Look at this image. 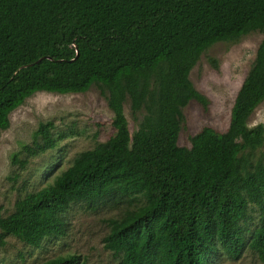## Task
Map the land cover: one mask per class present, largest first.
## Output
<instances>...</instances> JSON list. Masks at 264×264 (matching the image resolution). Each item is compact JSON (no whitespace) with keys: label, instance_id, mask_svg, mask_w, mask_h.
I'll return each instance as SVG.
<instances>
[{"label":"trees","instance_id":"trees-1","mask_svg":"<svg viewBox=\"0 0 264 264\" xmlns=\"http://www.w3.org/2000/svg\"><path fill=\"white\" fill-rule=\"evenodd\" d=\"M253 33L263 39L228 130L206 127L191 148L180 147L183 109L191 101L208 105L192 70L214 45ZM93 86L114 114V135L18 199L11 214L0 207V246L13 236L40 248L66 236L73 205L111 204L124 208L109 220L104 239L119 264H216L248 252L264 264V125H248L264 102V0H0L1 130L38 92L85 93ZM54 129L41 123L14 163L24 169L54 150Z\"/></svg>","mask_w":264,"mask_h":264},{"label":"rangeland","instance_id":"rangeland-1","mask_svg":"<svg viewBox=\"0 0 264 264\" xmlns=\"http://www.w3.org/2000/svg\"><path fill=\"white\" fill-rule=\"evenodd\" d=\"M263 36L250 34L236 44L218 43L210 48L190 74L196 90L206 97L207 107L191 101L183 109L179 134L180 147H192L191 139L204 128L219 133L228 130L237 94L256 58ZM217 65V67H216ZM130 130L137 129L130 102L125 104ZM114 114L101 90L93 86L85 93L56 94L38 92L10 114V127L0 129V207L5 216L14 211L16 201L29 193L48 186L70 167L76 156L93 149L114 135ZM55 125L54 150L29 160L22 169L14 163L26 145L33 143L34 133L41 123ZM264 125V102L248 120L250 127ZM62 137V138H61ZM264 156V148L258 156ZM21 159L26 155L21 154ZM124 208L111 204L96 210L84 203L75 204L67 214V233L59 239L45 241L33 248L13 236L0 246V264H43L59 257L79 256V264H119V258L105 248L104 239L110 232L109 220L118 218ZM258 214H252L255 225ZM1 233V232H0ZM216 264H262L251 252L237 260L220 259Z\"/></svg>","mask_w":264,"mask_h":264}]
</instances>
